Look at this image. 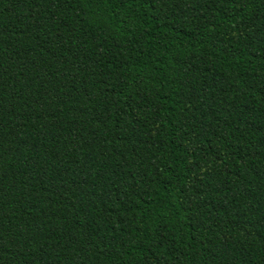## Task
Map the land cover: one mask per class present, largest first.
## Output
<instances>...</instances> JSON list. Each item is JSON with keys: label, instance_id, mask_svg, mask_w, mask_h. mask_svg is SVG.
Listing matches in <instances>:
<instances>
[{"label": "trees", "instance_id": "trees-1", "mask_svg": "<svg viewBox=\"0 0 264 264\" xmlns=\"http://www.w3.org/2000/svg\"><path fill=\"white\" fill-rule=\"evenodd\" d=\"M0 264H264V0H0Z\"/></svg>", "mask_w": 264, "mask_h": 264}]
</instances>
